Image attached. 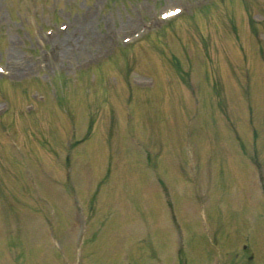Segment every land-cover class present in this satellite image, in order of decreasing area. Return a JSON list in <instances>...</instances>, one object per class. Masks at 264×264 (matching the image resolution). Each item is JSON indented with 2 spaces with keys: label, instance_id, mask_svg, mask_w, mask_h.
<instances>
[{
  "label": "rangeland",
  "instance_id": "1",
  "mask_svg": "<svg viewBox=\"0 0 264 264\" xmlns=\"http://www.w3.org/2000/svg\"><path fill=\"white\" fill-rule=\"evenodd\" d=\"M243 3H249L252 7L253 17L263 18L264 0H0V65L5 70V74H0V79L6 77L7 81L0 83V113L11 104V110L6 116L0 117V264H9L7 260L11 261L10 264H112L105 262L109 259L102 255L96 260V253H91L89 245L92 238L99 239L103 235L102 231L92 228L82 197L86 196V192L96 181H103L104 184L108 181L94 209L95 218H104L105 215V219L109 217L106 229L113 223L111 218L117 219L131 213L135 216V223L126 230L142 232V235L148 236L156 234L152 212L148 210L150 199L140 200L130 185L138 179L137 176L134 180L131 179L135 173L144 178L146 176L145 172L141 174L138 170V160L130 149H140L143 142L154 144L152 146L156 152L159 151V159H163V150L167 154L170 149L180 147L173 142L175 134L181 137L178 128L182 126L180 115L171 110L172 99L175 98L170 92V83L160 80V75L166 71L170 75L165 77L178 81L180 79L181 84V77L176 74L178 69L174 67H185L192 59L195 62L193 68H196V62L203 65V68H196L199 76L204 71L209 73L202 86L213 85L218 88L225 85L226 88V83L229 84L230 81L232 85H229L238 89L240 85L236 79L241 78V70L249 67L255 72L254 65L259 64L255 72V88L258 89H255V107L257 122L264 127V78L261 76L264 75V65L260 63L261 54L255 41L251 39L254 35L250 29V16ZM172 7H183L185 17L169 25L159 19V13ZM64 24L68 31L59 32L58 26ZM144 27L148 29V36L144 40H140L133 48L121 49L124 39L135 38ZM48 30H52L53 35L48 36ZM259 33H264L263 29ZM171 51L173 56L170 57ZM107 59L109 63L106 62ZM56 73L64 75L60 79L73 90L67 89L58 95L51 93L46 101L37 105L27 104L26 94H20L21 88L17 89V84H11L16 80L40 78L39 81L20 83L25 91L32 90L39 87L37 83L41 81H55L56 78L53 77ZM103 73L108 76L107 83L111 82L110 91H114L105 98L100 85L92 82L95 99L91 98L90 109L88 93L84 94V105L74 87L83 78L90 76L91 79L93 75L99 77ZM152 74L157 80V87L154 90L136 89L133 97L135 83L143 82L144 77L150 78ZM126 76L131 79V87H122L120 90L118 85L125 82ZM174 83L179 86L178 82ZM201 94L202 99L193 103L197 115V125L193 129L198 130V136L203 142L210 114L205 106L206 93L202 87ZM180 95L184 97L185 92ZM196 96H199L198 92ZM223 96L219 95L218 99L221 100ZM8 98L9 103L5 101ZM59 98L61 99L58 100ZM234 99H228L230 101L226 107H232L239 120V99L233 102ZM63 100H68V108L74 106L77 113L73 114V110L64 113L60 103ZM120 103L125 107L120 105L118 108ZM85 106L87 112H91L88 118ZM115 106L117 110L111 119L110 114L115 112ZM28 112L31 113L26 114ZM127 113L131 118L129 120L126 119ZM168 113L171 114L168 123L161 122L159 119H166ZM169 124L171 130L167 129ZM126 125L130 134H126ZM6 127H11L10 133L5 131ZM220 129L218 127L216 131L218 142L222 139L232 140L230 134H224ZM71 130L75 136L68 141ZM250 131H243L244 139L249 142L253 139ZM261 135L260 146L264 151V134ZM15 141L22 143L25 150H16ZM69 146L73 157L71 159L76 166L74 168L77 169L73 180L77 192H74V185L65 178L67 165L64 162V152L61 153L58 149L56 153H51V148L66 150ZM179 152L180 160L176 158L177 164L174 165L179 174L182 177L191 175L193 186L196 183L199 186L202 182L198 175L200 170L205 171L208 181L221 189L220 196L228 198L234 213L226 212L222 217L220 202L215 203L213 209L210 200L198 199L196 194L190 197L186 195V191L184 196L175 193L172 196L173 211L177 213L180 230L174 224L168 206L163 218L159 219L164 228L160 230L170 233L171 240L176 243L180 240L187 243L191 259L195 257L193 264L199 260L200 252L185 235L187 233H194L210 260L217 261L218 258L220 264H232L227 260L229 251L222 247H231V241L227 240L230 234L225 235L227 239L224 238L221 227L231 226L224 222L225 217L233 220L238 217L237 213L245 214L250 208L255 209L253 203L256 200L260 204L257 206L261 211L259 219L253 223L256 216L246 215L243 231L254 228L262 221L263 226L258 230V227L254 228L257 231L249 230L247 234L250 243L251 236L257 232L250 247L254 249L255 256L264 259V247L261 244L264 232V195L259 190L260 186H256L249 166L239 164L223 148L215 149L213 158L209 154L202 156L192 147L189 139L185 140V145ZM168 157H172V154ZM161 161L159 163L163 164ZM21 162H24V166ZM109 163L110 169L112 165L115 167L111 169L114 174L110 170L106 171ZM130 170L135 172L132 174ZM236 177L247 182V188L232 190ZM35 180L40 182L41 191L32 186ZM114 185L118 186L119 191L115 192ZM148 188L153 190L155 183L148 185ZM28 189L32 194L36 193L33 199L27 194ZM252 191L260 200L253 199L251 206ZM115 193L125 197L115 198ZM160 193L161 198L165 199L164 193ZM92 199L87 202L91 203ZM164 218L166 222L163 221ZM120 220L125 226L130 223V219ZM119 229L123 227L114 226L112 231ZM113 237L116 239L114 243L118 253L122 248V237L126 235L115 232ZM155 238L151 240V244ZM35 239L39 240L36 244L33 243ZM100 240L105 242V255H110L113 252L112 238ZM248 243H244L242 248L249 246ZM17 252L20 253L16 255ZM146 253L149 254L145 251L144 254ZM144 254L140 252L138 260L134 258V264L145 259L142 258ZM233 257L234 254L230 255V259ZM168 260L174 263L171 258ZM125 262L127 263L124 259L116 260L115 264ZM144 263L143 261L142 264ZM171 263H167L165 258L162 263L147 262Z\"/></svg>",
  "mask_w": 264,
  "mask_h": 264
}]
</instances>
